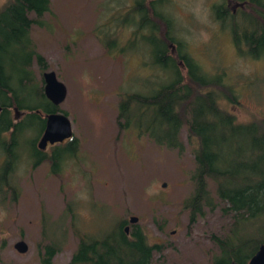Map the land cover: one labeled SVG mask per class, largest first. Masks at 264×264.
Instances as JSON below:
<instances>
[{
  "label": "rangeland",
  "instance_id": "1",
  "mask_svg": "<svg viewBox=\"0 0 264 264\" xmlns=\"http://www.w3.org/2000/svg\"><path fill=\"white\" fill-rule=\"evenodd\" d=\"M132 1L50 0L48 11L35 18L40 24L32 25L30 38L44 64H31L32 77L42 87V73L51 70L65 86L57 109L65 112L77 144L74 154L57 161L52 172L49 161L31 165L28 140L40 125L34 122L22 133L9 176L14 193L6 186L0 189V264H41L47 244L56 248L50 264H66L79 236L101 237L116 224L128 226L127 234L138 229L148 244L161 247L152 264H210L217 255L210 235H226L232 219L218 204L211 210L203 207L189 224L183 203L193 191L194 161L185 128L179 132L178 150L116 124L124 92L149 91L166 80L147 64L149 49L156 47L149 29L141 27L132 41L133 25L120 24L137 21L136 14L124 13ZM222 1L167 0L163 9L201 69L220 74L234 90L236 103L221 100L220 105L238 122L249 121L264 114V60L237 54L228 25L212 13V6ZM21 98L29 104L37 101L31 95ZM23 114L9 110L14 120ZM66 140L41 151L49 154ZM208 189L216 201L210 183ZM131 216L134 223L128 221ZM18 240L27 245L24 253L13 247Z\"/></svg>",
  "mask_w": 264,
  "mask_h": 264
},
{
  "label": "trees",
  "instance_id": "2",
  "mask_svg": "<svg viewBox=\"0 0 264 264\" xmlns=\"http://www.w3.org/2000/svg\"><path fill=\"white\" fill-rule=\"evenodd\" d=\"M166 1L134 0L124 12L138 17L136 22L130 19L120 23L133 25L132 41L140 35L141 27L151 32L156 47L149 49L147 64L162 71L166 80L149 91L124 92L117 103L116 124L120 130L131 126L155 144L178 150L182 148L179 132L185 128L194 161L193 191L183 203L189 210L188 222L201 216L203 207L211 210L219 204L220 211L229 214L232 222L226 235H210L218 249L210 264H247L257 246L264 244V114L238 122L220 105L221 100L236 103L234 90L222 82L220 74L204 72L189 55L183 41L175 36L173 18L163 9ZM228 1L239 3L235 12ZM49 2L6 0L0 6V189L6 186L12 193L10 177L20 137L34 122L40 130L28 140L33 167L49 161L54 172L57 161L71 157L77 144L70 137L49 154L35 147L44 128L41 114L58 111L45 98L30 69L33 62L44 64L31 41L30 30L33 24H40L35 18L48 11ZM212 13L221 25H228L239 56L264 60V0H223L212 6ZM28 95L36 96L37 101L29 104L21 98ZM11 109L23 110L24 114L14 120L9 115ZM55 250V246L45 245L40 263L50 264ZM160 251L161 247L148 244L138 229L127 234L121 224H116L101 237L79 236L66 264H152L153 253Z\"/></svg>",
  "mask_w": 264,
  "mask_h": 264
},
{
  "label": "water",
  "instance_id": "3",
  "mask_svg": "<svg viewBox=\"0 0 264 264\" xmlns=\"http://www.w3.org/2000/svg\"><path fill=\"white\" fill-rule=\"evenodd\" d=\"M42 77V91L45 98L54 106H58L65 98V86L56 78L53 71H45ZM1 108V107H0ZM45 122L41 135L36 143L39 150L45 148L47 144L52 145L60 143L71 137V124L67 116L61 112H51L44 115ZM129 223H134L136 218L131 216ZM127 231V226L124 228ZM18 253H24L27 245L24 241L18 240L13 245ZM231 264H236L232 262ZM247 264H264V245H260L258 250L253 253L247 261Z\"/></svg>",
  "mask_w": 264,
  "mask_h": 264
},
{
  "label": "flooded vegetation",
  "instance_id": "4",
  "mask_svg": "<svg viewBox=\"0 0 264 264\" xmlns=\"http://www.w3.org/2000/svg\"><path fill=\"white\" fill-rule=\"evenodd\" d=\"M228 4H230V9H231L232 12H235L236 7L239 6V5H238L239 3H236V2L230 3V1H228ZM125 227H126V226H124L123 229H124ZM127 231H128V226H127ZM127 231H126V232H127ZM126 232H125V233H126ZM260 245H264V244H259V245L257 246L255 252L258 250V248H259ZM255 252H254V253H255ZM247 261H248V260H247ZM246 263H247V262H246Z\"/></svg>",
  "mask_w": 264,
  "mask_h": 264
}]
</instances>
